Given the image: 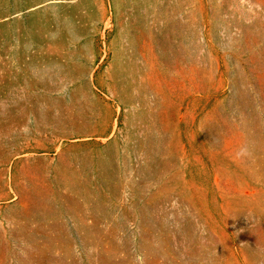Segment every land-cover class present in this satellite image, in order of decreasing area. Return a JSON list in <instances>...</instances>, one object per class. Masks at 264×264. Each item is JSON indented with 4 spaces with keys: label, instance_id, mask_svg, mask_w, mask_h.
I'll return each mask as SVG.
<instances>
[{
    "label": "rangeland",
    "instance_id": "rangeland-1",
    "mask_svg": "<svg viewBox=\"0 0 264 264\" xmlns=\"http://www.w3.org/2000/svg\"><path fill=\"white\" fill-rule=\"evenodd\" d=\"M0 264H264V0H0Z\"/></svg>",
    "mask_w": 264,
    "mask_h": 264
}]
</instances>
